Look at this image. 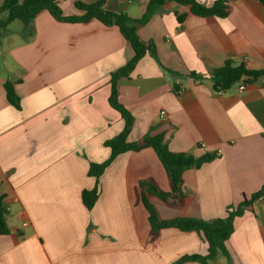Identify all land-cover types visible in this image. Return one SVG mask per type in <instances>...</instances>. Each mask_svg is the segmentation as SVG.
I'll return each mask as SVG.
<instances>
[{
	"label": "crops",
	"instance_id": "crops-1",
	"mask_svg": "<svg viewBox=\"0 0 264 264\" xmlns=\"http://www.w3.org/2000/svg\"><path fill=\"white\" fill-rule=\"evenodd\" d=\"M149 2L106 0L105 8L140 20ZM63 3L66 16L83 14L76 0L70 14ZM138 36L155 44L157 58L147 55L119 81V102L135 119L129 141L163 135L173 153L218 154L184 174L182 203L149 200L165 221L225 218L228 207L264 186V76L244 92L236 84L218 93L210 74L230 59L264 70V6L234 0L230 15L220 19L170 3L138 26ZM133 55L118 27L61 23L48 11L29 25L13 22L0 36V196L10 229L0 236V264H174L207 254L196 232L165 229L152 240L138 185L152 179L166 192L171 187L151 148L119 156L100 179L95 208L83 205V191L96 186L90 164L109 159L105 142L124 129L109 102L111 75ZM162 66L184 77L173 81ZM7 81L15 84L21 110L7 99ZM226 246L232 264H264V198L235 220Z\"/></svg>",
	"mask_w": 264,
	"mask_h": 264
},
{
	"label": "trees",
	"instance_id": "trees-1",
	"mask_svg": "<svg viewBox=\"0 0 264 264\" xmlns=\"http://www.w3.org/2000/svg\"><path fill=\"white\" fill-rule=\"evenodd\" d=\"M61 0H4L0 6V36L5 35L8 27L15 21L25 25L31 24L36 16L42 11H48L52 17L61 23L82 24L91 20H97L106 27H118L126 41L133 49L134 55L123 68L111 75V96L110 105L117 110L124 122L123 131L116 137L107 140L105 147L109 148L111 155L103 163H91L88 176L94 178L96 186L92 190H84L82 202L86 210L92 211L101 195L100 179L106 170L121 155L130 152H141L151 148L157 154L162 166L168 176L171 191L166 192L152 179L142 180L138 185L140 203L149 214L152 240H155L160 232L165 229H176L181 232H196L202 235L208 244L206 255H186L174 264H186L196 262L210 264V262L222 257L227 264H232L230 253L226 243L234 233V223L237 218L242 217L246 211L260 199L264 198V186L250 198L245 197L238 206H230L227 209L225 218H218L211 221L194 218H176L173 220H161L156 208L151 204L149 197L155 196L168 204H180L185 199L184 174L193 169H200L204 164L211 163L217 159L218 154H205L202 157H195L185 153H173L168 148L163 135H147L142 140L130 142L129 137L133 130L135 119L133 115L119 102V81L127 78L134 71L137 64L147 55L157 58V51L154 43L148 45L142 43L138 36V26L146 24L150 18L162 7L170 3L181 6H190L194 15L202 18L225 19L230 15L231 3L234 0H213L211 6L203 4L200 0H150L146 12L140 20H132L128 15L108 11L105 8L106 0H100L94 4H85L81 1L75 3L82 15L66 16L60 6ZM264 6V0H256ZM183 22V18H178ZM168 76L176 81L184 76L162 66ZM264 76V70H251L244 63L236 64L233 60H227L223 66L213 69L210 79L213 88L218 93H225L231 90L236 84L245 82L251 84ZM195 80H202V77L195 73L190 74ZM176 93L179 91L177 84H174ZM5 90L9 103L17 110L22 109L21 99L18 96L15 84L7 81ZM8 211L4 206V199L0 196V236L10 234L7 223Z\"/></svg>",
	"mask_w": 264,
	"mask_h": 264
},
{
	"label": "built area",
	"instance_id": "built-area-1",
	"mask_svg": "<svg viewBox=\"0 0 264 264\" xmlns=\"http://www.w3.org/2000/svg\"><path fill=\"white\" fill-rule=\"evenodd\" d=\"M237 85L239 86V91L240 92H244L247 89V84L245 82H243V81L238 83ZM161 117L165 118L166 117V113L162 112L161 113Z\"/></svg>",
	"mask_w": 264,
	"mask_h": 264
},
{
	"label": "rangeland",
	"instance_id": "rangeland-1",
	"mask_svg": "<svg viewBox=\"0 0 264 264\" xmlns=\"http://www.w3.org/2000/svg\"><path fill=\"white\" fill-rule=\"evenodd\" d=\"M62 1V0H61ZM60 1V2H61ZM72 1L73 0H63V6H64V8H65V11H66V13L67 14H70L72 11H71V9H68L69 8V6L68 5H71L70 3H72ZM79 0H76V2H78ZM82 2V1H81ZM84 3V2H83ZM68 6V7H67ZM152 204V203H151ZM153 205V204H152ZM154 206V205H153ZM162 220V219H161Z\"/></svg>",
	"mask_w": 264,
	"mask_h": 264
}]
</instances>
